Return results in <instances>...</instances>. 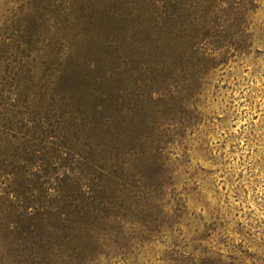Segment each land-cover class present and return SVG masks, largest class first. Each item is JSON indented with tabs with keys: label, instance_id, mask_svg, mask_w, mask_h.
Masks as SVG:
<instances>
[{
	"label": "rangeland",
	"instance_id": "374dc122",
	"mask_svg": "<svg viewBox=\"0 0 264 264\" xmlns=\"http://www.w3.org/2000/svg\"><path fill=\"white\" fill-rule=\"evenodd\" d=\"M239 5L204 47L168 0H0V264H264V0ZM65 198L80 230L47 244Z\"/></svg>",
	"mask_w": 264,
	"mask_h": 264
},
{
	"label": "trees",
	"instance_id": "16d2710c",
	"mask_svg": "<svg viewBox=\"0 0 264 264\" xmlns=\"http://www.w3.org/2000/svg\"><path fill=\"white\" fill-rule=\"evenodd\" d=\"M157 3H161V0H155ZM180 5L183 10L188 7V12L192 13L189 24L187 28L196 27L202 34V38L199 41L201 45L207 47L208 40L211 36V32L219 28L221 23L227 21L232 14V6L239 5L242 0H168ZM241 5V4H240ZM239 5V6H240ZM175 7V5L173 6ZM177 10V9H175ZM175 13H173L170 18H174ZM193 20L197 21L196 25H193ZM198 43V44H199ZM204 61H210V58H205ZM63 199L60 204L56 207V212L51 216L39 220L37 223V228L41 234L37 236L44 238L47 244H64L75 239L73 238L76 233L80 230V219L83 216L82 209H79L78 205L75 203H69ZM75 199V198H74ZM76 201V199H75ZM74 201V202H75ZM50 215V214H49ZM97 218V217H95ZM36 236V235H35ZM51 242V243H49ZM204 255L208 256L212 264H221L216 255L212 251H204ZM216 256V257H214ZM232 260L231 264H236L237 259L228 258Z\"/></svg>",
	"mask_w": 264,
	"mask_h": 264
}]
</instances>
